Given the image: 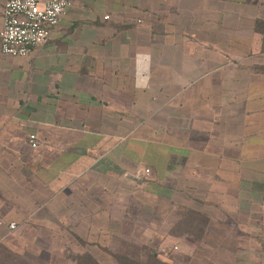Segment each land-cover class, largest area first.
Wrapping results in <instances>:
<instances>
[{
  "label": "crops",
  "instance_id": "crops-1",
  "mask_svg": "<svg viewBox=\"0 0 264 264\" xmlns=\"http://www.w3.org/2000/svg\"><path fill=\"white\" fill-rule=\"evenodd\" d=\"M72 1L0 51V264L166 253L189 214L264 264V0Z\"/></svg>",
  "mask_w": 264,
  "mask_h": 264
},
{
  "label": "built area",
  "instance_id": "built-area-1",
  "mask_svg": "<svg viewBox=\"0 0 264 264\" xmlns=\"http://www.w3.org/2000/svg\"><path fill=\"white\" fill-rule=\"evenodd\" d=\"M72 0H2L3 27L0 30L2 54L25 57L51 37ZM108 18V15L104 16ZM28 143L38 145L35 133L28 134ZM144 172L147 174L149 169ZM14 228L15 224H9Z\"/></svg>",
  "mask_w": 264,
  "mask_h": 264
},
{
  "label": "rangeland",
  "instance_id": "rangeland-1",
  "mask_svg": "<svg viewBox=\"0 0 264 264\" xmlns=\"http://www.w3.org/2000/svg\"><path fill=\"white\" fill-rule=\"evenodd\" d=\"M198 217L189 214L185 219L186 221L182 224L185 231H188L186 238H179L176 241V245L167 246V252L164 253L159 249L154 247H149L143 244L134 243L129 241L127 247L123 254L120 255H106L103 259L104 264H119V256L122 258H127L131 262L128 264H160L154 259L153 253L156 258L160 261L167 260L169 264H260L261 260L255 255L243 254L241 252L233 251L234 254H229L228 250L218 249L211 245L214 243L212 239L203 240L204 225L197 219ZM182 227V228H183ZM238 242V240H236ZM252 250H257L258 252L264 251V240H251ZM263 241V242H262ZM227 246V245H226ZM240 250V249H239ZM155 251V252H154ZM226 252V253H225ZM105 255V254H104ZM118 256V258H117ZM99 257V256H98ZM100 258V257H99ZM237 258V260H235ZM101 260V259H100ZM159 261V262H160Z\"/></svg>",
  "mask_w": 264,
  "mask_h": 264
},
{
  "label": "trees",
  "instance_id": "trees-1",
  "mask_svg": "<svg viewBox=\"0 0 264 264\" xmlns=\"http://www.w3.org/2000/svg\"><path fill=\"white\" fill-rule=\"evenodd\" d=\"M183 223H180L179 225H178V227L180 228V227H183V226H181ZM155 252V251H154ZM122 256H124V255H122ZM122 256H119V259H118V262H119V264H128L129 262H131L130 260H128L127 258H122ZM157 256V255H156ZM156 256H155V254L153 253V258L154 259H156V262L157 263H160V264H169L168 262H167V260H164V261H160V260H158L157 258H156ZM117 258H118V256H117ZM160 261V262H159ZM79 263L80 264H99L97 261H96V259L93 257V256H91V255H82L81 257H79Z\"/></svg>",
  "mask_w": 264,
  "mask_h": 264
}]
</instances>
